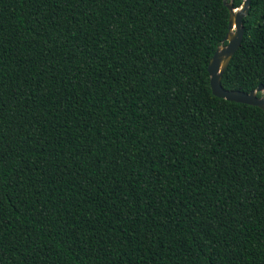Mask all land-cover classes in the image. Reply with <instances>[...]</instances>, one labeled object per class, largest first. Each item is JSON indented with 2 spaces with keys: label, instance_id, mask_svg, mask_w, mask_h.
Here are the masks:
<instances>
[{
  "label": "trees",
  "instance_id": "obj_1",
  "mask_svg": "<svg viewBox=\"0 0 264 264\" xmlns=\"http://www.w3.org/2000/svg\"><path fill=\"white\" fill-rule=\"evenodd\" d=\"M227 20L222 0H0V264H264V114L206 72ZM241 26L220 86L248 93L264 0Z\"/></svg>",
  "mask_w": 264,
  "mask_h": 264
},
{
  "label": "water",
  "instance_id": "obj_2",
  "mask_svg": "<svg viewBox=\"0 0 264 264\" xmlns=\"http://www.w3.org/2000/svg\"><path fill=\"white\" fill-rule=\"evenodd\" d=\"M230 1V0H229ZM250 0H243L240 7L233 9L230 2L222 0V5L228 12L227 32L223 38L224 45L218 47L212 54L206 66L211 94L227 102L243 104L259 109L264 114V89L261 85L248 93L240 91H226L220 86V78L227 67L231 57L238 49L241 37V20L246 15ZM233 11H236L233 13ZM259 93L261 96L256 97Z\"/></svg>",
  "mask_w": 264,
  "mask_h": 264
},
{
  "label": "bare ground",
  "instance_id": "obj_3",
  "mask_svg": "<svg viewBox=\"0 0 264 264\" xmlns=\"http://www.w3.org/2000/svg\"><path fill=\"white\" fill-rule=\"evenodd\" d=\"M236 12V11H233V13Z\"/></svg>",
  "mask_w": 264,
  "mask_h": 264
}]
</instances>
